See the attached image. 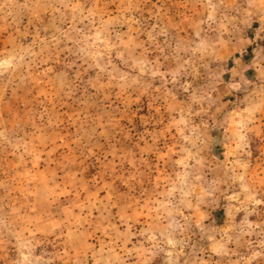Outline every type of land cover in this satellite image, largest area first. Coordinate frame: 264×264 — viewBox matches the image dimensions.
Instances as JSON below:
<instances>
[{
  "label": "rangeland",
  "instance_id": "obj_1",
  "mask_svg": "<svg viewBox=\"0 0 264 264\" xmlns=\"http://www.w3.org/2000/svg\"><path fill=\"white\" fill-rule=\"evenodd\" d=\"M0 264H264V0H0Z\"/></svg>",
  "mask_w": 264,
  "mask_h": 264
}]
</instances>
